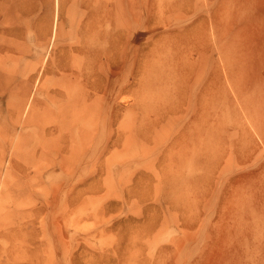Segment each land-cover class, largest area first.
I'll return each instance as SVG.
<instances>
[{
    "label": "rangeland",
    "instance_id": "374dc122",
    "mask_svg": "<svg viewBox=\"0 0 264 264\" xmlns=\"http://www.w3.org/2000/svg\"><path fill=\"white\" fill-rule=\"evenodd\" d=\"M244 2L0 0V263L264 264V0Z\"/></svg>",
    "mask_w": 264,
    "mask_h": 264
},
{
    "label": "bare ground",
    "instance_id": "6f19581e",
    "mask_svg": "<svg viewBox=\"0 0 264 264\" xmlns=\"http://www.w3.org/2000/svg\"><path fill=\"white\" fill-rule=\"evenodd\" d=\"M245 2H246V0H244ZM58 2V1H57ZM244 2V3H245ZM247 2H249V1H247ZM244 3L243 4H241V5H239V7H244ZM250 3V2H249ZM245 6H247L246 4H245ZM249 7H250V5H249ZM258 9H260V8H258ZM56 12V11H55ZM252 15V14H251ZM256 15V14H255ZM258 15H264V9H261L259 12H258ZM55 16V15H54ZM241 17V16H240ZM252 17H254V15L252 16ZM257 18V17H256ZM54 21H56V20H54ZM55 24V23H54ZM56 25V24H55ZM54 27H56V26H54ZM54 30V29H53ZM251 31V30H250ZM170 60V59H169ZM175 60H177V59H175ZM206 60V59H205ZM169 62H171L172 63V61L170 60ZM175 63H176V61H174ZM173 62V63H174ZM172 63V64H173ZM170 64V63H169ZM180 64V63H179ZM174 66V65H173ZM182 66V65H181ZM184 66V65H183ZM174 68H175V66H174ZM179 68H180V65H179ZM176 69V68H175ZM207 69V68H206ZM205 69V70H206ZM179 72V71H178ZM206 73V72H205ZM186 75V74H185ZM209 80V79H208ZM176 82V81H175ZM207 82V81H206ZM207 86H209V85H207ZM160 87V86H159ZM210 87V86H209ZM205 88V87H204ZM157 89V88H156ZM163 89V88H162ZM154 90V89H153ZM206 90V89H205ZM208 90H210V89H208ZM208 90H206V94H207V91ZM63 91V90H62ZM179 91V90H178ZM155 92V91H154ZM160 93H161V91H160ZM164 93V92H163ZM167 93V92H166ZM209 93V92H208ZM170 94V93H169ZM203 94V93H202ZM195 95V94H194ZM208 95H210V93L208 94ZM207 95V96H208ZM196 96V95H195ZM209 97V96H208ZM207 98V97H206ZM170 99V98H169ZM177 99V98H176ZM171 100H172V98H171ZM178 100V99H177ZM197 100H200L199 98L197 99ZM176 101V100H175ZM164 102V101H163ZM197 102V101H196ZM205 102V101H204ZM165 104L167 103V101L166 102H164ZM190 103V102H189ZM201 103H203V102H201ZM169 104V103H168ZM65 104H63V106H64ZM161 105H164V104H159L158 106H157V109H156V111L157 112H159V106H161ZM178 105V104H177ZM63 106H61V107H63ZM179 106V105H178ZM195 106V105H194ZM65 107H67L66 105H65ZM69 107V106H68ZM155 108V107H154ZM63 110V109H62ZM69 110V109H68ZM73 110V109H72ZM177 110H179V109H177ZM192 110H193V108H192ZM67 112V111H66ZM71 112V111H70ZM75 112V111H74ZM161 112V111H160ZM177 112V111H176ZM192 112V111H191ZM154 113V112H153ZM65 114V113H64ZM64 114H62V115H64ZM74 114V113H73ZM72 115V114H71ZM73 116V115H72ZM156 116V115H155ZM173 116V115H172ZM66 117V116H65ZM250 117V116H249ZM172 118V117H171ZM174 118V117H173ZM55 119V118H54ZM53 119V120H54ZM52 120V121H53ZM67 121V120H66ZM44 122V121H43ZM58 125H59V123H57ZM62 125H63V123H62ZM65 125V124H64ZM59 127V126H58ZM62 127V126H61ZM65 127H67V125H65ZM196 127H198V126H196ZM60 128V127H59ZM202 128V127H201ZM205 128V127H204ZM208 128V127H207ZM206 128V129H207ZM58 129V128H57ZM63 130V129H62ZM200 130V129H199ZM199 133H201V131L199 132ZM176 138H177V136H176ZM179 139V138H178ZM200 139V138H199ZM198 139V140H199ZM44 140L46 141V138H44ZM180 140V139H179ZM45 141H44V144H43V146L45 145ZM51 142V141H50ZM49 142V143H50ZM179 142V144H180V148L182 149V147H183V153L182 152H180V154H179V156L174 160V162H175V164L176 165H178V166H181V167H184L185 165H187V164H189L190 163V160H192V159H189V160H187L186 159V153L185 152H187L189 149H191V150H196L195 149V147L198 145V146H201L202 148H207L208 147V145H207V142H206V144H204L205 143V141H201L200 140V142H196L194 139H191L190 140V148H188L189 147V144L187 145L185 142H183V144L182 143H180L181 141H178ZM197 144V145H196ZM42 145V144H41ZM182 146V147H181ZM77 148H79V146H76V149ZM47 149V148H46ZM63 149H64V147H63ZM201 151V150H200ZM201 153V152H200ZM182 155L183 156H185V158H183L182 157ZM192 158V157H191ZM198 158V157H197ZM194 160V159H193ZM192 160V161H193ZM195 161V160H194ZM194 161H193V163H194ZM197 161V160H196ZM66 162H67V160L66 159H63L62 160V163H64V164H66ZM68 165V164H67ZM55 192V191H54ZM46 196H48L47 194H46ZM4 248V247H3ZM1 252H3V251H1ZM6 252V251H5ZM4 252V253H5ZM9 257H7L8 259H7V263H4V264H13V261H11V260H16V258H17V254H16V251H9ZM3 258H4V256H2ZM0 259H1V257H0ZM2 261V260H1ZM4 262H5V260H3ZM14 263H15V261H14ZM17 263V262H16ZM0 264H2V263H0Z\"/></svg>",
    "mask_w": 264,
    "mask_h": 264
}]
</instances>
